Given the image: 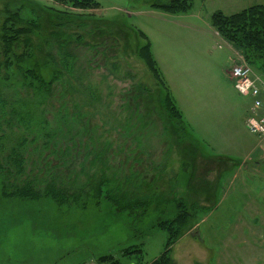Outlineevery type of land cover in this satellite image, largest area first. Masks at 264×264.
I'll use <instances>...</instances> for the list:
<instances>
[{
    "label": "rangeland",
    "instance_id": "1",
    "mask_svg": "<svg viewBox=\"0 0 264 264\" xmlns=\"http://www.w3.org/2000/svg\"><path fill=\"white\" fill-rule=\"evenodd\" d=\"M93 1L99 4L98 9L71 8L63 0H22L24 6L19 0H0V39L10 14L18 12L26 19L32 15L41 24L50 26L51 9L70 12L67 16L72 18L67 21L71 23L66 32L72 41L66 47H60V38L41 42L45 56L54 57L59 65L71 63V70L61 69L62 77L50 90L57 96H48L51 105L41 110H45L52 126L58 121L62 130L72 131V140L67 144L71 145L75 175L81 184L86 173L94 172L95 180L100 178L101 163L106 161L109 170L104 171L105 176L119 183L118 192L132 197L142 194L145 198L148 185L154 184L162 198L157 201L158 206L152 202L142 216L137 209L118 214L105 200L99 205L91 203L84 211L74 208L66 211L49 199L3 198L0 184V264H108L107 260L101 261L106 256L124 262L122 251L133 246L143 250L144 263L150 264L161 254L166 242V233L155 229V223L158 220L168 223L179 213L174 209L177 201L174 192L183 191L182 182L186 183L184 177L188 174L179 175L185 158L192 159L202 181L214 180L224 195L218 209L208 213V220L200 228L210 251L208 264H264V167L261 172L250 171L248 167L234 177L236 164L198 153L192 158L190 143L181 146L168 139L156 113V100L151 98L159 92V86L138 55L145 41L135 36L133 30L129 33L118 27L122 22L145 33L185 121L196 137L203 139L205 153H218L222 138L237 137L247 146L255 144V137L245 126L251 99L239 94L228 76L230 66L244 61V55L219 36L210 18L217 11L232 15L263 4L264 0H191L188 11L175 15L155 9L169 0ZM15 22L9 20L7 26H15ZM32 44H39V40L33 37ZM18 45L13 52L21 54L24 47L22 43ZM1 48L2 44L0 62L4 57ZM250 70L253 77L255 70ZM3 74L1 69L0 77ZM27 94L19 85L0 88V100L7 102V107L12 101L23 100L28 110ZM60 107L70 114L68 122L53 120ZM28 115L29 110L26 119ZM37 118L34 113L30 122ZM11 119L15 120V116L0 122V150L5 152L18 139L17 129L10 130L13 134L5 130ZM48 156L57 162H70L68 157ZM1 165L14 170L7 160H1ZM29 165L30 161L23 164L24 174L30 172ZM217 175L222 176L221 180L216 179ZM0 177L7 187L20 186V177L12 174ZM175 186L177 189L173 191ZM207 186V197L212 201L218 194L212 190V184ZM187 225L186 231H190ZM70 231L78 239L71 237L74 241L66 239L62 243L68 241L69 248H80V252L65 257L54 247L57 242L43 236Z\"/></svg>",
    "mask_w": 264,
    "mask_h": 264
},
{
    "label": "trees",
    "instance_id": "2",
    "mask_svg": "<svg viewBox=\"0 0 264 264\" xmlns=\"http://www.w3.org/2000/svg\"><path fill=\"white\" fill-rule=\"evenodd\" d=\"M19 1L22 4V0ZM63 4L80 10L98 9L100 7L93 0H63ZM190 7L191 0H169L163 6H155V9L175 15L188 11ZM67 13L70 12L51 9L49 14L50 26L49 24L45 26L35 16L31 15L30 18L26 19L16 12L8 16L2 27L0 44L3 46L1 49L4 57L0 62V70L2 69L4 74L0 77V88H8L13 85L23 87L28 92L26 100L29 102V115L28 119H26L28 110L24 105L25 102H22L23 100L12 101L8 107L7 102L0 100V122L15 116V120L11 119L6 122L5 126L7 127H5V130H7V134H13L10 131L12 129L18 130L16 134L18 139L11 145L12 147L8 148L9 150L6 152L0 150V152L3 151L2 154L0 153L3 155H0V175L12 174L13 177H20L18 184L20 186L16 187H7L0 177L1 196L3 198L13 197L32 201L42 198L49 199L56 206L64 207L66 211L71 210V208L84 211L88 209L91 203L99 205L101 200H105L110 203L118 214L126 211L127 213L134 212L137 209L140 210V216H142L148 211L152 202H155L156 206H158L157 201L162 198L160 189L154 184H149L145 198H143L142 194H140V197H132L128 193H124V195L118 192L119 183H115L109 176H105L104 171L109 170L106 161L101 163L100 178L98 177L95 180L94 172L86 173L83 177L85 182L81 184L76 177L77 175H75V166L71 155L73 151L70 150L71 145L67 144L68 140H72V131L67 133V131L62 130V125L58 124V121H55L54 123L56 124L52 126L53 122H48L51 119L45 116V110H41L43 106L48 107L51 105L48 96H57L56 92H50V90H53V87L62 77L61 69L71 70L70 62L66 61V64L59 65L54 57L49 54L45 56L41 43L43 40L60 38V47L64 45L66 47V43L72 41L68 39L69 34L66 32L68 30L66 27L71 23L67 21L72 18L68 17ZM14 19L16 21L15 26H7V22ZM210 22L220 37L242 51L244 61L250 68L264 75V3L251 6L232 15H225L217 11L211 15ZM118 27H123L129 33L133 30L132 33L135 36L138 35L140 39L145 41V44L138 49V55L159 86V92L153 93L151 98L153 101L156 100L154 101L157 104L156 113L162 122L163 129L166 130V136L168 139H174L181 146L190 143V157L196 158L197 153L204 156L206 146L201 140L196 138L190 125L185 121L182 112L177 107L172 92L154 58L151 43L145 33L141 30H134L122 22ZM111 36L108 34L107 37L111 38ZM33 37L39 40V44H32ZM113 39L116 40L115 38ZM19 43H22L24 47V52L21 54L13 52V47L17 49ZM85 44L91 45L90 43ZM69 56L67 53L66 57ZM19 104L21 110L17 107ZM6 109H8V113ZM58 109L57 117L53 119V115L52 119L59 120V122H68L67 117H70V114L67 113L68 111H64L62 107ZM34 113H36L38 118L35 122H30ZM66 124L64 123V125ZM7 134L4 133L5 137ZM28 137L31 138L26 139ZM0 139H2L1 135ZM104 153L108 155L105 149ZM48 154L56 155L60 159L68 157L70 162L50 160ZM26 157L28 160L25 159ZM187 159H182L179 175L188 174L187 178L184 177L188 191L184 193L185 188H183V192L178 190L174 192V195L177 196L174 209L176 213L177 211L179 213L175 215L172 221L167 223L158 220L155 223V229L166 233V242L161 254L150 264H173L171 247L186 232V225L188 224L189 228L192 227L194 225V217L198 213H204L208 210L200 208L193 199H190L198 191H206L208 183L202 181L200 175L195 172L192 159ZM1 160H7L10 167H13L14 170L6 169L1 165ZM26 161H30V172L28 174L23 173V164ZM5 171L8 172L4 173ZM185 184L182 182V185ZM121 257L125 259L124 262L112 256L102 257L101 261L107 260L108 264H146L144 263L143 250L137 248V246L124 249Z\"/></svg>",
    "mask_w": 264,
    "mask_h": 264
},
{
    "label": "crops",
    "instance_id": "3",
    "mask_svg": "<svg viewBox=\"0 0 264 264\" xmlns=\"http://www.w3.org/2000/svg\"><path fill=\"white\" fill-rule=\"evenodd\" d=\"M252 76H253L252 78L254 79V81L256 82V84L260 90V98L264 101V75L258 71H252ZM164 78H166V77H164ZM165 80H167V79H165ZM167 84H168V82H167ZM252 101L253 100L251 99V103L249 104L248 109L246 110L245 119L249 113V109L252 105ZM220 127H221V125H218V128H220ZM218 128H217V130H218ZM192 131H193V129H192ZM193 133H194V131H193ZM194 135H195V133H194ZM250 135H252V134H250ZM252 136H254V135H252ZM254 137H255V144L254 145H247V146H246L245 142H240L237 139V137H235L231 140H229L227 138L226 139L222 138L221 139V141H222L221 151H218V153H209L207 151V153H205V156L208 158L210 157V159L221 161L224 163L228 162V163H232L233 165L236 164V166L233 168V171H235L234 177H237V175L239 173L246 171V169L248 167H250V171L254 170V171L261 172L260 169L264 167V150H263L264 144L260 138H258L257 136H254ZM202 140L203 139H201V141ZM186 178H187V176H186ZM221 178H222V176H218V175L216 176V179H218V180H221ZM174 181L176 182V180H174ZM205 181L208 184H212V187H213L212 190H215L214 193L218 194V196L217 197L214 196L213 200L210 201L207 197V195H209V194L205 190H200V191H198L197 194H194L190 197V199H193L198 204V206L200 208H205L208 210L204 213H198V216L194 217V221H193L194 225L191 227L190 231H186L176 241V243L171 247V258L173 260V264H208L210 262L209 261L210 251L204 244V240L202 238L200 228L208 220V217L211 214L210 212L218 209V206L220 205L221 200H222L224 195L220 194L221 192H220L219 188L216 187V183L214 182V180L206 178ZM183 188H185L184 193H187V191H188L187 183H186V185H183ZM183 188L181 187V189H183ZM176 189H177V186H175L174 191ZM212 190H210V193H213ZM180 192H183V191L181 190ZM208 213H210V214H208ZM32 225H33V222L31 223V227H32ZM43 236H46L47 238H51L53 241L57 242V244H55L54 247H56L59 250V251H57L58 254H61L63 257H65L69 254L75 253V252H80V250H78L80 248H77V249L69 248V246L67 244L68 241H74V239H73L74 237L76 239H78V235H75L71 231L70 232H64V233H51V234L43 233ZM71 237H73V238H71ZM66 239L68 241H66L65 243H62ZM79 246H81V243ZM48 253L51 254L52 252L48 251ZM88 255L89 254H86L85 256H88ZM218 262L219 261L217 260V263Z\"/></svg>",
    "mask_w": 264,
    "mask_h": 264
},
{
    "label": "built area",
    "instance_id": "4",
    "mask_svg": "<svg viewBox=\"0 0 264 264\" xmlns=\"http://www.w3.org/2000/svg\"><path fill=\"white\" fill-rule=\"evenodd\" d=\"M228 70V76L237 92L253 100L245 120V126L252 135L260 138L264 144V101L260 98V90L251 77V70L245 61L230 66Z\"/></svg>",
    "mask_w": 264,
    "mask_h": 264
},
{
    "label": "water",
    "instance_id": "5",
    "mask_svg": "<svg viewBox=\"0 0 264 264\" xmlns=\"http://www.w3.org/2000/svg\"><path fill=\"white\" fill-rule=\"evenodd\" d=\"M252 170V169H251ZM252 171H254V170H252Z\"/></svg>",
    "mask_w": 264,
    "mask_h": 264
}]
</instances>
